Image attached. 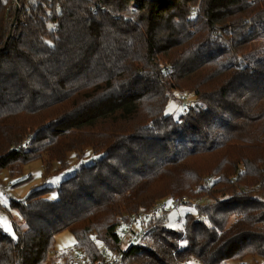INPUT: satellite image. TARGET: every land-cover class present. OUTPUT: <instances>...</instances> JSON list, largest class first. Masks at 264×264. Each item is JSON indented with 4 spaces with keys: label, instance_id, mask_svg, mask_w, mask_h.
<instances>
[{
    "label": "trees",
    "instance_id": "1",
    "mask_svg": "<svg viewBox=\"0 0 264 264\" xmlns=\"http://www.w3.org/2000/svg\"><path fill=\"white\" fill-rule=\"evenodd\" d=\"M8 2L0 172L102 155L55 199L42 187L1 206L15 224L14 235L0 227V264H44L64 231L100 259L93 238L114 248L128 214L184 194L214 200L185 214L182 230L149 222L122 264L264 261V200L241 189L262 180L264 193V48L253 44L264 43V0H38L6 31ZM173 91L195 96L176 117L166 112Z\"/></svg>",
    "mask_w": 264,
    "mask_h": 264
},
{
    "label": "rangeland",
    "instance_id": "2",
    "mask_svg": "<svg viewBox=\"0 0 264 264\" xmlns=\"http://www.w3.org/2000/svg\"><path fill=\"white\" fill-rule=\"evenodd\" d=\"M20 5L24 6L26 10L35 7L36 3H31L28 0L25 3ZM8 3H6L7 6ZM21 9V8H20ZM5 11L8 13V10L5 7ZM10 13L6 14V18L2 21L3 28L6 31L9 30V25L13 17L17 15V12L12 8H9ZM15 11V13H14ZM23 16L20 15L18 18H22ZM15 18V17H14ZM50 24V23H48ZM11 33V32H10ZM13 33V32H12ZM254 46L256 48H264V43L261 41H254ZM195 96L187 91H173L171 99L168 101L166 106V112L171 113L175 117L179 115L182 110L183 106L187 103L194 102ZM77 154L70 151L67 154L66 165L61 168L59 162L57 160L49 159L48 163L46 160L42 161L40 159L31 161L25 164L22 167V171L15 175H10L7 170H2L0 172V214L2 215V220L0 222V227L4 229L8 234H13V222L4 215L1 211V206L8 207L9 200H21L24 199L27 194L32 191L33 189L42 188V187H52L51 190L44 194V197L48 199H55L56 198V190L55 187L58 186L61 181L70 177L76 169L80 165L90 164L93 161L99 159L101 157V153H93L91 149H87L80 157L76 156ZM254 197L259 200H264V193H253ZM164 198V197H163ZM162 199V198H160ZM159 200V199H158ZM214 200L209 195H203L196 200H191L190 202L184 204L183 206L172 210L168 213V223L167 226L174 228L176 230H182L183 228V219L184 215L187 213H191L194 216L197 215L195 211V205L198 204H205L207 202H211ZM157 201V200H156ZM14 220L18 223L20 218L18 215L10 211ZM7 217V219L5 218ZM5 218V220H4ZM4 220V221H3ZM11 221L10 225H6V222ZM94 235V234H93ZM74 237L69 231H64L55 237L54 243V251L50 253L47 258V261L44 264H64L63 257L61 256L62 252L74 242ZM245 261L248 264H263L264 261L259 258H246ZM191 264H195V261H191ZM228 264H239L238 261H229Z\"/></svg>",
    "mask_w": 264,
    "mask_h": 264
},
{
    "label": "built area",
    "instance_id": "3",
    "mask_svg": "<svg viewBox=\"0 0 264 264\" xmlns=\"http://www.w3.org/2000/svg\"><path fill=\"white\" fill-rule=\"evenodd\" d=\"M20 0H9L6 9H14L15 11H20L22 6L19 3ZM28 3V0H26ZM31 3H36L38 0H29ZM16 18H14L15 21ZM239 172V170H238ZM215 178L205 177L203 185L211 187ZM263 181L261 180L257 184L251 187L241 186L244 191H252L253 193H261ZM225 195L223 198H225ZM219 198H221L219 196ZM197 199V198H196ZM191 199L188 195H177L169 196L166 198L159 199L153 203L149 208L138 207L135 211L126 216V221L118 224L114 230L115 237V247L111 248L108 244L99 241L97 238L92 239V243L98 246L99 252L102 258L91 261L84 252L79 249L75 242L70 244L63 253H65L66 258L64 264H122L121 255L129 245L133 244L141 229H143L149 222L155 219L162 218V221L168 223V213L175 210L184 204L190 202ZM8 225L11 224L9 220Z\"/></svg>",
    "mask_w": 264,
    "mask_h": 264
},
{
    "label": "crops",
    "instance_id": "4",
    "mask_svg": "<svg viewBox=\"0 0 264 264\" xmlns=\"http://www.w3.org/2000/svg\"><path fill=\"white\" fill-rule=\"evenodd\" d=\"M1 220H2V215L0 214V222H1ZM4 220H5V219H4ZM4 220H3V221H4ZM6 225H8L7 222H6Z\"/></svg>",
    "mask_w": 264,
    "mask_h": 264
}]
</instances>
